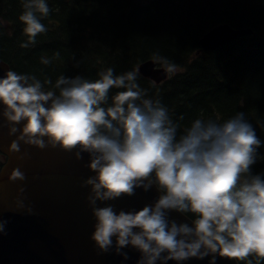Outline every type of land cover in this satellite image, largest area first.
Returning <instances> with one entry per match:
<instances>
[{
  "label": "clouds",
  "instance_id": "9594fccd",
  "mask_svg": "<svg viewBox=\"0 0 264 264\" xmlns=\"http://www.w3.org/2000/svg\"><path fill=\"white\" fill-rule=\"evenodd\" d=\"M21 5L19 20L28 39L20 46L28 48L47 31L41 19L50 8L46 0H21ZM153 59L166 72L176 71L166 58L154 54ZM97 76L60 75L53 86L57 94L44 90L51 79L42 83L9 69L0 78V115L10 125L24 121L9 151L19 152L23 142L39 149H76L77 159L88 154L94 175L82 186L90 188L87 200L96 220L91 239L101 251L107 252L115 237L124 259L125 247L141 253L137 264H181L208 256L215 264L217 255L245 264H253L250 257L256 264L264 261V174L252 171L264 145L244 113L223 122L195 119L178 135L167 108L147 98L137 83L138 70L116 75L107 68ZM113 88L123 91L110 97ZM17 131L10 126L8 134ZM8 179L23 181L25 175L14 168ZM153 186L160 195L141 210L117 213L111 205L97 206ZM17 207L23 208L22 202ZM171 211L190 214L191 224L169 220ZM5 224L0 220V232Z\"/></svg>",
  "mask_w": 264,
  "mask_h": 264
},
{
  "label": "trees",
  "instance_id": "16d2710c",
  "mask_svg": "<svg viewBox=\"0 0 264 264\" xmlns=\"http://www.w3.org/2000/svg\"><path fill=\"white\" fill-rule=\"evenodd\" d=\"M144 1L46 0L50 13L41 22L48 18L51 23L36 36L35 44L22 48L28 38L19 20L21 0H0L1 20L12 21L8 33L0 26V58L18 73L35 75L42 83L51 79L52 85L44 87L58 94L53 86L60 75L95 80L101 67L119 75L158 54L176 65V73L160 84L139 74L137 83L147 98L167 108L179 125L178 135L195 119L223 122L243 112L264 145V33L260 47V29H253L215 50L195 53L200 29L213 22L252 27L264 23V0H152L149 5ZM107 8L121 17L108 15ZM209 8L211 20L205 13ZM132 16L138 19L131 21ZM77 17L85 22L73 36ZM41 58L51 62L45 65ZM117 91L123 89L113 88L109 96ZM258 153L252 171L264 174V146ZM250 258L256 264V258Z\"/></svg>",
  "mask_w": 264,
  "mask_h": 264
},
{
  "label": "water",
  "instance_id": "95a60500",
  "mask_svg": "<svg viewBox=\"0 0 264 264\" xmlns=\"http://www.w3.org/2000/svg\"><path fill=\"white\" fill-rule=\"evenodd\" d=\"M248 29L232 27L227 23L201 28L197 44L202 50H215L235 38L251 34L252 30ZM137 69L141 76L155 83L162 81L167 74L164 68L155 67L152 60L140 63ZM5 71L6 66L1 64L0 74ZM13 136L6 133L0 117V151L9 156L0 172V220L6 221L3 232H0V264H32L37 250L44 244H56L64 219L79 218L86 210L89 204L87 195L80 183L73 180L82 181L89 173L85 159L74 160L70 151L52 147L39 149L19 143V152H9L6 146ZM14 168L24 173L23 181H9ZM64 183H69L68 192L61 193ZM21 188L23 192L19 191ZM159 195L157 188L149 191L137 188L134 195L127 197L126 206L131 207V211H138L153 204ZM18 201L22 202L23 208L17 207ZM29 207L31 213L27 210ZM49 214L56 215V219L50 220ZM168 218L178 224H191L190 218L176 211L169 212ZM121 251L127 253L128 259L117 254L114 248L104 252L87 240V260L84 264H137L141 257V253L131 246ZM211 259V256L191 258L181 264H209ZM167 264L176 262L167 261ZM215 264L238 262L217 255Z\"/></svg>",
  "mask_w": 264,
  "mask_h": 264
},
{
  "label": "rangeland",
  "instance_id": "374dc122",
  "mask_svg": "<svg viewBox=\"0 0 264 264\" xmlns=\"http://www.w3.org/2000/svg\"><path fill=\"white\" fill-rule=\"evenodd\" d=\"M150 3V0H147L146 1V5H148ZM166 7H169V4H166ZM206 13V16L208 17V14L210 15V19L209 20H211V13H212V9H208V12H205ZM107 14L108 15H110V16H115V17H117V18H120L121 16H119L118 14H117V12H115L114 10H112V9H108L107 8ZM169 18H170V16H169ZM138 19V17H136V16H132V17H130V20L131 21H135V20H137ZM122 21L124 22L125 20L122 18ZM85 21L84 20H82V19H80L79 17H77V20H76V23H75V25L72 27V29H73V31H72V35L73 36H76L77 35V32H76V30H77V28H79V27H81L82 26V24L84 23ZM48 28H50V27H48ZM85 55L83 56V62L85 61ZM73 60H74V62H75V59H74V57H73ZM76 63V62H75ZM77 64V63H76ZM101 70H104V67H101ZM130 71H134V69L133 68H130Z\"/></svg>",
  "mask_w": 264,
  "mask_h": 264
}]
</instances>
